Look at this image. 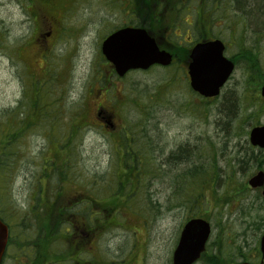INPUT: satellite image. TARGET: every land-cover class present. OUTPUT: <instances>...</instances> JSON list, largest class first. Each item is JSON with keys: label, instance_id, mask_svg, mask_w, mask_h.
<instances>
[{"label": "rangeland", "instance_id": "374dc122", "mask_svg": "<svg viewBox=\"0 0 264 264\" xmlns=\"http://www.w3.org/2000/svg\"><path fill=\"white\" fill-rule=\"evenodd\" d=\"M33 2L46 9H51V4L57 3V6L49 15L43 16L38 11V19L34 21L27 13L29 11L26 12L22 6V0H0V32L4 34L7 44V49L0 50V111L13 109L18 102L23 101L29 85L32 95L34 89L38 90L39 107L43 106L46 97L41 91L42 84L32 86V83L48 78L50 68L54 66L58 73L56 81H60V84L53 90L58 93L57 96L54 99L51 96L50 101L54 106L53 111L60 115L57 123H70L73 115L79 113L86 102L97 95L99 85H102V72L105 77L108 75L106 61L100 54V44L106 33L122 23L118 15L116 18L110 16L116 13L113 10L122 5V2L75 0L73 10H67L72 0H52L51 3H46L48 5ZM128 3L129 0H126L125 4ZM190 7L191 10L183 8L179 11L175 23L177 27L174 33L181 35L178 41L183 46H187L185 41L195 34V9L191 5ZM216 16L217 19L209 28L205 21L198 25L207 37L214 35L223 41L225 55L235 63V70L220 95L204 100L192 93L184 74L181 71L175 72L177 64L168 68L155 67L148 71L130 72L123 78L112 76L108 101L115 104L114 111L120 117V125L127 128L130 136L135 134L132 136L135 140L126 141L115 150L118 139L114 138V134L92 127L80 129L69 145V165L72 163L70 174L59 185L60 198L65 203H71L66 201L78 197L84 199L85 194H89L103 202L108 201L107 197H116L121 207L115 205V210L104 221L99 219L102 215H92L89 223L86 219L77 218L78 229L73 233L68 230L66 234L57 232L59 235L52 239L51 248L41 249L38 257H53V254L64 253L70 259L72 257L71 262L66 264H77L76 261L82 264H170L180 230L194 214L208 216L210 219L212 233L206 249L215 242L223 253L234 255L236 245L245 239L251 257L255 252L253 249H258L264 226L255 229L254 223L261 224L260 217L264 211H261L262 207L258 200L255 202L254 197H260V191H252L250 199H247V206L236 200L218 209L213 205L206 208L182 205L186 199L185 190L173 181L177 173L186 169L191 162L166 165L164 169L160 167L171 151L185 145L189 151H200L202 157L210 153V150L215 151L218 165L224 169L236 159V154L241 149L240 144H245L248 130L254 125L252 121L264 123V113L259 106L262 104L259 91L264 84V75L259 71V59L263 66L264 49L262 52L257 51L258 54L260 52V67L257 65L252 70L246 69V62L242 61L245 58L238 55L241 46L251 47L255 51L254 43L259 40L264 42V37L260 39L261 36H253L254 29L242 22L236 13L228 11L222 16ZM46 33L50 37L43 48L42 44L33 45L35 39ZM16 47L19 48L18 55ZM252 66L254 67L253 62ZM262 72L264 74L263 68ZM103 91L97 98L99 102L105 99ZM224 94L226 97L233 96L237 104L235 118L226 129L224 123L227 119L218 113ZM40 113L41 109L36 115ZM33 115L31 113L30 118ZM237 131L239 135L236 136L234 133ZM44 133L35 129L25 138L23 156L14 165L12 179L6 191H1L0 213L3 208L7 215L9 210L26 212L35 205L33 195L38 183L34 176L37 173L39 175L42 169L40 160L44 156L51 157L53 151L60 155L63 153L61 138L54 137L55 141L51 146ZM143 135L147 138H143ZM62 141L66 143V139ZM144 144L152 150L148 154V160L136 155L127 160L132 167L127 169L123 166L124 154L135 147L141 148ZM142 151L141 149L140 152ZM205 159L201 161L205 163ZM192 160L197 163L194 158ZM134 161L138 166L144 163L143 167L146 169L142 175L145 176L138 179L137 187L127 185L124 189L129 191L118 192L119 178L123 181L124 174L130 175V180L136 179L138 174L133 168ZM257 171L252 170L247 180ZM53 183L52 180L47 181L48 186ZM51 187L48 188L49 191ZM72 195L76 197L71 198ZM90 209L99 211L98 208ZM80 229H85L87 235L83 236ZM21 249L28 250L29 256L28 252H21ZM21 249L14 244L8 250L3 264H11L15 258L27 261L26 264H36L35 261L30 262L33 254L31 247ZM214 253L223 259L219 250H214ZM204 260L199 264H208ZM40 264L60 262L52 258L43 259Z\"/></svg>", "mask_w": 264, "mask_h": 264}, {"label": "trees", "instance_id": "16d2710c", "mask_svg": "<svg viewBox=\"0 0 264 264\" xmlns=\"http://www.w3.org/2000/svg\"><path fill=\"white\" fill-rule=\"evenodd\" d=\"M33 1L43 3V5H48L46 3H51L52 0H22L24 4L22 6L25 7V11H29L26 12L30 17H32L34 21L38 19V11H41L43 16L49 15L57 6V3L53 5L51 4V9H46L42 8L40 5L34 4ZM120 1L122 2V5L160 4L168 8H172L175 22H177V18L179 17V11L183 8H188L191 10V5L195 9L194 35H196V37L204 36V31L201 30L202 28L200 25H198L199 23H203V21H205L207 28H209V26L217 19L216 15L222 16L224 13L231 11L236 13L237 16H240L242 22L246 23L251 29H254V32L252 33L253 36L257 38L261 36L260 39L264 37V0H129L130 3L128 4H125L126 0ZM74 2L75 0H72V3H70V6L67 8V10H73L74 7H72V5ZM138 20V22H140V19ZM157 28L159 29L160 26ZM49 37V33L40 35L38 39L34 40L33 45L42 44L43 48L44 43ZM262 41L259 40L258 42L256 41L254 43V47L255 45L257 47H255V51L251 47L245 48V46H241L238 51V55L245 58V60L242 59V61L246 62L247 70H252V68H256L257 65L259 67L261 65L259 71L261 70V75H264L262 72V68L264 70V65L262 66V63L259 59L260 52H262V49H264V42ZM6 46L7 44L5 36L2 32H0V50L7 49ZM166 46V43L162 44L163 48H166ZM259 50L260 52L258 54L257 51ZM15 51L18 55L19 48L16 47ZM250 55L252 57L248 58ZM258 59L260 65L258 63ZM252 62L254 67L252 66ZM53 67L50 68L51 72L49 73L48 78L41 81L39 80L38 82L33 81L34 83H32V86L40 83L42 84L41 91L45 93L46 97L43 106L39 107L40 94L38 90L34 89L32 95L29 85L26 97H24L23 101L18 102V105L13 109H4L0 111V194L1 191H6V187L11 182L14 165L20 161L23 156L25 138L30 132L34 131L35 129L44 131V135L49 139L51 146H53L51 143L55 141L54 137L58 136L61 138V148L63 153L60 155V153L53 151L51 157L48 158L47 156H44L40 160L42 161V169H40L39 175L37 173V175L34 176L36 177L38 183L35 187V193L33 195L35 205H32L30 208H28V211L26 212H10L9 210V214L7 215L5 212L6 209L3 208L2 213H0V219L9 228V238L7 245L8 249H10L14 244L20 248L31 247L33 254L30 257V262L35 261L36 264L42 263L43 259L52 258L55 259V261H59L60 264L71 262L70 260L72 257L70 259L68 257L69 255H64V253L60 255L53 254V257H48V255L45 257L44 255L43 257H38V255L41 249L51 248L53 240L59 235V233L56 234L57 232L66 234L68 233V230H70L69 233H73L76 229H78L77 218L84 220L86 219L88 221L87 223H89L91 221L92 215H98L99 217L102 215L103 219H99L104 221V218L115 210H113L115 205L118 206V208L121 207L117 202L119 200L113 196L107 197V202L97 201V199H95V195L89 196V194H85L86 198L84 199H78V197L76 198L78 199L77 201L72 202L76 199L66 201L71 203H65V201H62L60 198L61 189L59 184L64 183L68 179V173L70 174L69 171L72 165V163L69 165V161L71 159L69 154V145L72 144L75 135L78 134L80 129L92 127V125L88 124L89 122L86 121L88 112L85 106L81 108L79 113L73 115V120L71 119L70 123H57L58 117L60 115L58 112L53 111L54 106L51 103V96H53V99L57 96L58 93L54 92L53 90L60 84V81H56V75H58V73ZM112 76H114L113 73ZM101 77L102 79L104 78L103 72ZM102 79L101 83L103 82ZM223 96V101L220 103L221 108H219L218 113L227 119L224 123V129H226L229 122L235 118L237 104L233 96L227 95L226 97V94ZM259 106L261 111L264 113L262 106L260 104ZM40 109L41 113L36 115V112ZM31 113L34 114L33 118H30ZM252 122V124H257L256 121ZM234 134L236 136L239 135V131L235 132ZM132 136H135V134H132ZM143 138H147V136L143 135ZM63 139H66V143H63ZM240 145L241 149L236 154V159L232 163L227 164L224 169L218 165V155L215 153V151L210 150L211 152L204 157H202V153L200 151H189L183 146L171 151L168 157L165 158V161L162 162L163 165L160 166L163 169L166 167V165L176 166L179 163L187 164L188 161L191 162L190 165L186 167V169L177 173V175L174 177L173 183L175 185L180 184L182 189L185 190L186 199H184L183 203H180L182 205L189 204L190 206L199 205V207L202 208L213 205L216 209H218L222 207V205H228L231 203V201L236 200L244 203L247 206L248 204L246 202L247 199H250L252 191L248 188L246 180L252 170L260 169L261 166H263L264 153L255 152L249 146L247 139H245L244 145ZM141 149L143 150L142 152H140ZM134 150H136L135 155L130 156L127 155V153L124 154L123 157H128L130 159L131 157L134 158L137 155L142 156L147 161L149 156L148 154H151L152 152L151 147L147 144H144L141 148L135 147ZM189 157H191V160ZM192 158H194L197 163L193 162ZM202 159H205L206 162L204 163L201 161ZM57 162L61 163L57 164ZM134 163L136 164V161H134ZM123 164H125L124 166L127 167V169L132 167L131 165L129 166L127 161L123 162ZM143 165L144 163H142L141 166H137L136 168L133 167L136 171V174H138L136 179L130 180V175L127 174H124L125 179L123 181L119 178L120 189L118 192L125 191L124 188L127 185H129V187L131 185L133 188L137 187L136 182L138 179H143L145 176L142 175L145 173L146 169L143 167ZM157 176H159V173ZM49 180L54 181V183L51 185L52 187L47 185V181ZM50 187L51 190L49 191L48 188ZM54 187L56 188L55 190L53 189ZM42 188H45L43 191L46 192L44 194H47V198L40 197L42 194ZM254 198L255 202L257 200L259 201L262 207L261 211H264L262 201L260 202V197L255 196ZM90 208H94L95 210L98 208L99 211H91ZM194 216H200L208 221L210 220L208 216L206 217L204 215L194 214L191 217ZM12 217H15V219ZM260 219L261 224L254 223L255 229L264 226V212ZM27 220H29V222H26ZM15 227L18 229V231ZM80 233L83 236H86L88 232L85 229H80ZM208 247L207 251L209 254L202 256V259H205L208 264H231L236 261V259H252L250 256V251H247L249 245L246 239L243 240L241 244L236 245V252L234 255L223 253L220 246L217 247L215 242H213L211 245L209 244ZM216 249L219 250V253L223 259H220L214 253V250ZM25 251L28 252L27 250ZM253 251L256 252L257 249H253ZM27 255L29 256V254ZM220 261L222 263H220ZM76 262L77 264L80 263L78 261Z\"/></svg>", "mask_w": 264, "mask_h": 264}, {"label": "water", "instance_id": "95a60500", "mask_svg": "<svg viewBox=\"0 0 264 264\" xmlns=\"http://www.w3.org/2000/svg\"><path fill=\"white\" fill-rule=\"evenodd\" d=\"M101 53L112 64L115 74L123 77L130 70H147L153 65L168 66L172 55L160 50L155 40L140 28H123L110 34L101 44ZM187 67L189 85L193 92L204 98L218 96L227 82L234 64L224 56V45L218 40L199 42L189 54ZM260 94L264 97V85ZM252 146L264 149V125L249 132ZM251 188L264 186V172L260 171L248 180ZM264 200V190L262 191ZM210 235V225L204 219H191L183 226L172 257V264H193L205 249ZM8 229L0 220V263L5 252ZM260 252L264 258V233L260 238ZM236 264H250L240 262Z\"/></svg>", "mask_w": 264, "mask_h": 264}, {"label": "flooded vegetation", "instance_id": "af4514ba", "mask_svg": "<svg viewBox=\"0 0 264 264\" xmlns=\"http://www.w3.org/2000/svg\"><path fill=\"white\" fill-rule=\"evenodd\" d=\"M113 12H116L114 14H110L112 18H116L115 16H119L121 20V24L114 27L113 31L124 28V27H135V28H144L147 30V32L153 36V38L162 43L167 44V50L172 55V60L169 67H172L174 64H177V67L175 68L176 71H181L184 76L188 80L187 75V67L190 62L188 58V52L190 49L200 41H207V40H214L217 39L214 35H211V37H207V35H204L202 37H194L189 36L187 38L186 44L187 46L181 45L180 41H178L179 38H181V35H175V27L177 25L175 24V18L172 8H168L166 6L160 5V4H153V5H119L118 8H115ZM140 19V22H138ZM155 19V20H154ZM160 28L158 29L157 27ZM188 25V24H187ZM190 26V25H188ZM195 30V28H194ZM173 34V37H172ZM185 40V39H183ZM223 42V41H222ZM225 45V44H224ZM226 50V47H225ZM186 55V56H185ZM185 56V57H184ZM108 69L106 70V73L108 74L106 77L104 75V78L102 79V85L100 86V89L97 92V95L94 97L93 100L90 102H86V109L88 112L87 120H89V124L92 125V128L95 130H102L107 131L110 135H115L114 138L118 139L116 147H119L123 143V139L121 136L125 134V142L130 141L131 139H127L126 134H128L127 128L120 125L121 120L117 117L115 114V104L110 101H108V92L110 91L111 86V78L113 72V67L110 63H106ZM103 91V94L105 95V99L101 102L97 100L99 98L101 92ZM262 100V108L264 110V97H260ZM110 99V98H109ZM118 122H119V128H118ZM255 126V125H253ZM121 135V136H120ZM249 146L255 151V152H262L264 153V149L254 147L250 144L249 140H247ZM183 147H186L183 145ZM177 149V148H176ZM130 156L134 155L133 152L129 153ZM123 166L125 164H122ZM257 172H264V164L261 166L260 169H257ZM256 172V173H257ZM255 173V174H256ZM254 174V175H255ZM45 188H42V194L40 195L41 198H47V194L45 191H43ZM253 190L260 191V199L262 201V206L264 205L263 197H262V191L264 190V186L262 188H257ZM251 189V191H253ZM76 197L74 195L71 196V198ZM264 207V206H263ZM264 233V230L262 231ZM261 233V235H262ZM260 235V237H261ZM260 237L258 241V249L256 252L252 254V259L249 260H242V259H236L233 263H239V262H248L250 264H264V258L261 256L260 252ZM208 251L205 249L203 255H207ZM201 256V257H202ZM173 257V255H172ZM205 261V260H204ZM27 261L23 260H16L13 259L11 261V264H26ZM202 263V259L199 258L196 262L193 264H199ZM170 264H172V259H170Z\"/></svg>", "mask_w": 264, "mask_h": 264}]
</instances>
